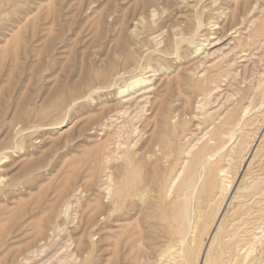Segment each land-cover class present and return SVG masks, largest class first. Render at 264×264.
Segmentation results:
<instances>
[{
    "label": "rangeland",
    "instance_id": "1",
    "mask_svg": "<svg viewBox=\"0 0 264 264\" xmlns=\"http://www.w3.org/2000/svg\"><path fill=\"white\" fill-rule=\"evenodd\" d=\"M188 2L195 7L190 12L191 20L182 15L187 9L179 6L180 0H0V158L7 156L0 161V264H35L37 257L44 260L40 264H71L62 257L79 245L86 253H75L76 264L81 261L82 264H174L168 254L163 255L166 240L159 227L160 211L154 203H162L158 202L161 198L168 200L180 181L179 172L190 157L181 154L182 150L204 133L203 127L209 126L204 111L212 113L217 109L223 116L239 109L240 105L248 109L240 135L244 143L251 145L244 161L231 162L234 163L231 167L235 168L228 170L229 180L232 181V175L236 179L230 183L216 224L212 228L205 227L197 238V250L201 241L204 243L198 260L194 251L189 264H202L203 250L208 248L211 232L220 222L224 231L218 235L220 238L216 237L217 241H229L230 249L238 248L243 242L241 250L233 248L236 257L233 254L227 257L226 253L230 255V252L226 250L220 261L228 263L227 258H230L229 264H264V104H260L261 107L258 104L264 102V34L260 35L261 42L251 48L240 46L250 42L246 34H250L255 24L264 22L261 21L264 0ZM133 30L139 32L135 33L138 40L130 32ZM181 33L185 37L195 34V43L207 39L203 43L205 50L194 53V45L182 43L174 55L173 43ZM153 35H159L156 42L151 40ZM127 55L131 58L126 59ZM140 72L150 76V87L134 96L137 99L134 104L122 102L117 97V89ZM204 76L206 83L203 84ZM198 79L204 85L202 91L191 86ZM209 83L217 88L214 92L207 91L211 88L207 87ZM204 95L205 99H211V102L207 100L211 105H203ZM240 96L242 103L239 101L236 107ZM199 123H202L200 128ZM173 128L176 132L185 129L180 142L172 136ZM153 143L158 145L151 148ZM134 151L133 160H136L132 169L127 162ZM158 152L166 159L158 157ZM121 154L124 156L120 157ZM152 160L158 161V168L151 165ZM107 173L111 174L115 185L109 197L104 185L95 189L99 178L107 179ZM124 174H129L130 179L137 178L130 182ZM138 178L143 180L139 183ZM255 181H259L258 186L263 191L260 187L257 189ZM102 183L104 181L99 184ZM248 183L254 187L243 190L245 194L241 188ZM121 184L129 194H122ZM73 190L76 192L71 197ZM248 193L251 194L246 200ZM116 197L125 199L124 203L110 204ZM68 201L71 202L69 221L55 215L50 205L54 204L53 210L57 213ZM98 201H102L105 208L95 211ZM108 213L110 219H107ZM47 217L50 222L55 218L52 227L59 226L62 231H57L52 238L50 224L44 223L42 232L48 238L34 241L37 237L32 225ZM112 218L120 220L115 225L117 230L109 228ZM229 235L230 238H226ZM59 237L66 238L67 247L57 245L61 242ZM216 240L210 249L213 256L218 252ZM110 241L115 245L112 254V248H107ZM44 243L51 246L47 252L51 258L48 259L46 252L40 255L37 251L33 259L34 249ZM251 244L256 247L245 259L244 254Z\"/></svg>",
    "mask_w": 264,
    "mask_h": 264
},
{
    "label": "bare ground",
    "instance_id": "2",
    "mask_svg": "<svg viewBox=\"0 0 264 264\" xmlns=\"http://www.w3.org/2000/svg\"><path fill=\"white\" fill-rule=\"evenodd\" d=\"M178 1V0H177ZM189 0H180V3H181V5H179V6H182V7H185L186 9H187V11H183L181 14L182 15H184L185 17L184 18H186V19H189V20H191L190 18H192L191 17V14H190V12H191V10H193L195 7H194V5L193 4H188L189 2H188ZM212 1H215V0H212ZM217 1V0H216ZM194 2V1H193ZM192 2V3H193ZM215 3V2H214ZM177 4H179V3H177ZM197 5V4H196ZM198 6V5H197ZM185 9V10H186ZM197 9H198V7H197ZM180 11V10H179ZM182 11V10H181ZM195 11V10H194ZM179 13V12H178ZM156 15V14H155ZM248 15V14H247ZM153 16V15H152ZM249 16V15H248ZM254 16V15H253ZM245 17H247V16H245ZM250 18V17H249ZM253 18V17H252ZM258 18V17H257ZM263 19V18H262ZM151 20V19H150ZM188 20V21H189ZM198 20V19H197ZM246 20H249V19H246ZM147 21V20H146ZM154 21V20H153ZM255 21V20H254ZM248 22L249 24L251 23L252 25L255 23V22ZM256 21H258V20H256ZM261 21H264V19L263 20H261ZM140 22H142V21H140ZM150 23H152L151 21H150ZM186 23V22H185ZM193 23V22H192ZM242 23V22H241ZM187 24V23H186ZM250 24V25H251ZM136 25V24H135ZM141 25V24H140ZM151 25H153V24H151ZM150 25V26H151ZM188 25V24H187ZM145 26V25H144ZM188 26H190V25H188ZM197 26H199V23H197ZM249 26V25H248ZM254 26V25H253ZM187 27V26H186ZM192 27V26H191ZM247 27V26H246ZM150 28V27H149ZM245 28V27H244ZM192 29V28H191ZM198 29V28H197ZM251 29V28H250ZM138 30V29H137ZM188 30V29H187ZM249 30V29H248ZM195 31V30H194ZM193 31V33H195ZM251 32H250V34L248 33V34H246V35H248L247 37L249 38V40H247V41H250V42H244L243 40V44L242 45H240V46H242V47H245L246 48V46H250V48L252 47V46H254V45H256L257 43H260L261 42V40L259 39L260 38V35H262V34H264L263 32H264V22H262V23H260L259 22V24L257 23V24H255V26L253 27V29L252 30H250ZM131 33H132V35H133V37H134V39H136V40H138V38H137V33H139V32H135V30H133V31H130ZM180 32V31H179ZM187 32V31H186ZM136 33V34H135ZM144 33V32H143ZM193 33H191V34H189L188 35V37L186 36L185 37V35L183 36V34L181 33V36H180V38H178V39H176L175 41H174V43H173V47H174V52H175V54L174 55H177V53H178V50H180V48H179V46L182 44V43H186V45L187 44H189V45H194V53H199V52H201V51H203V50H205L204 48H203V43L204 42H207V39H205L202 43H200V42H198V43H195V41H194V38H195V34H193ZM234 33H237V31H235ZM187 34V33H186ZM193 34V35H192ZM160 35V34H159ZM159 35H153L152 37H151V40H153V41H155L156 42V39H157V37H159ZM128 36H131V35H128ZM148 37V36H147ZM197 37V36H196ZM132 38V37H131ZM131 38L129 37V39L131 40ZM149 38V37H148ZM198 38V37H197ZM247 38V39H248ZM133 39V38H132ZM169 39H171V38H169ZM171 40H173V39H171ZM131 42V41H130ZM132 42H134V40L132 41ZM136 43V42H135ZM172 43V42H171ZM119 44V43H118ZM157 44V43H156ZM127 45V44H126ZM209 45V44H208ZM235 46V45H234ZM186 47V46H185ZM191 47H193V46H191ZM237 47V46H236ZM239 47V46H238ZM129 48V47H128ZM244 48V49H245ZM256 48H257V46H256ZM131 50V49H130ZM248 50V49H247ZM128 51H129V49H128ZM122 52H124V51H122ZM131 52H132V50H131ZM130 52V53H131ZM130 53H129V55H130ZM133 53V52H132ZM180 53V52H179ZM202 53V52H201ZM126 54V53H125ZM127 54H128V52H127ZM129 55H127V57H126V59H129V57L131 56H129ZM133 55V54H132ZM144 55V54H143ZM142 55V56H143ZM180 55V54H179ZM159 56H161V55H159ZM131 58V57H130ZM127 61V60H126ZM134 62V61H133ZM135 64V63H134ZM141 64V63H140ZM201 64V63H200ZM201 65H203V64H201ZM218 65V64H217ZM133 66V65H132ZM132 66H130V67H132ZM214 66V65H213ZM109 67V66H108ZM202 68V67H201ZM221 68V67H220ZM118 69V68H117ZM136 69V68H135ZM202 69H204V68H202ZM205 70V69H204ZM219 70V69H218ZM123 71V70H122ZM114 72V71H113ZM151 72H153V73H155V71H151ZM201 72V71H200ZM103 73V72H102ZM102 73H100V74H102ZM119 73V72H118ZM206 73V72H205ZM146 72H140V73H138V74H135V75H133L131 78H129V80L126 82V83H124V85L123 86H121V87H119L118 89H117V97L122 101V102H125L126 104H129V103H133V102H135L134 100H137L134 96L136 95V94H138L139 92H143V91H147V89L150 87H148V85H150V83L152 82L151 80H150V76H147L146 77ZM222 74V73H221ZM121 76V75H120ZM223 77H224V75H222ZM118 77V76H117ZM215 77V76H214ZM214 77H212V82L215 80H213V78ZM99 78V77H98ZM116 78V77H115ZM126 78V77H125ZM104 79H105V77H104ZM203 79H205V82H204V80L202 81L203 82V84L204 83H206V78H205V76L203 77ZM219 79V78H218ZM210 80V79H209ZM195 81V80H194ZM217 81V80H216ZM215 81V82H216ZM219 81V80H218ZM111 82H112V80H111ZM200 82H201V79L199 80L198 79V81H196V84H194L193 82V85H191V86H193L194 87V89L195 90H199V91H202L203 89H204V85L203 84H200ZM210 82V81H209ZM211 82V83H212ZM220 82V81H219ZM116 83V82H115ZM211 83H209V85H207V87L208 86H211L210 84ZM207 84H208V82H207ZM215 84V83H214ZM219 84V83H218ZM113 85H114V83H113ZM215 88L216 87H213L212 88V86H211V88L209 87L208 89H207V91H213L214 92V90H215ZM217 89V88H216ZM228 91V90H227ZM204 92V94H206V91H203ZM225 93H226V91H225ZM88 95V94H87ZM209 94H207V96H208ZM220 95V94H219ZM230 95V94H229ZM213 96V95H212ZM263 96H264V94H263ZM263 96H261V97H263ZM219 97V96H218ZM229 97V96H228ZM202 98V97H201ZM206 98V95H204V98L201 100L202 102H204V104L203 105H209L210 103H209V101L211 102V99L209 100V99H205ZM226 98V97H225ZM240 98H241V96H240ZM260 98V97H259ZM261 100H262V98H260ZM259 99V100H260ZM207 100H209V101H207ZM243 100V98H241V99H239L238 100V102H237V104H236V107H237V105L239 104V101L241 102ZM246 100V99H245ZM226 101V100H225ZM260 102V101H259ZM60 103V102H59ZM124 103V104H125ZM209 103V104H208ZM242 103V102H241ZM134 104V103H133ZM259 105L261 104L262 106H263V104H264V102H260V103H258ZM211 105V104H210ZM258 105V106H259ZM261 105H260V107H261ZM126 106V105H125ZM200 106H202V105H200ZM239 106V105H238ZM199 107V106H198ZM205 106H203L202 107V109L204 108ZM216 107V106H215ZM214 107V108H215ZM211 108V107H210ZM209 108V109H210ZM253 108V107H252ZM205 109V108H204ZM206 109H208V108H206ZM258 109V108H257ZM217 109H213V111H212V113H210L209 112V110L208 111H204V113H203V115H204V118L205 119H209V126H210V129L208 130V125L207 126H205V127H203V131H204V133L200 136V137H198V138H196V140L194 139V140H192L189 144H188V146L185 148V149H183L182 150V152H181V154H184L185 156H190L188 159L186 158V160H187V165L185 166V167H183L182 169H181V171L179 172V175L181 174V179H180V181L177 183V185L175 186V188H174V190L172 191V195L170 196V198L168 199V200H166L165 198H161V199H158V202H162V203H154L155 205L154 206H156V208H158L159 209V218H160V221L162 222L161 223V225H159V227L161 226V228H162V236H163V238H165V240H166V244H165V250L163 251L164 253H163V255L166 253V254H168V256L167 257H171V259L172 260H170V261H173L174 260V264H189L190 262H189V260L192 258V254L194 253V251H197L196 253H195V255H196V260H198V258H199V256H200V251L202 250V246L204 245V243L203 244H201L202 243V241H201V243H200V249L199 250H197L196 249V246L198 245V237H199V234L205 229V227H209V228H212L213 227V225H214V223H215V221H216V218H217V216H218V214H219V211L221 210V207H222V204H223V202H224V199H226L225 198V196H226V193H227V191H228V189H229V186H230V183H232L233 182V180H234V178H235V176L234 175H232L233 176V178H232V181H230L229 179L231 178L230 177V174L228 173L229 171V169L230 168H232L231 166L234 164V163H231V162H233V160H235L236 162H241V160L242 161H244L245 159H243V158H245V156H246V154H247V152H248V150H249V148H250V143H247L246 144V142L244 143V137L242 136V135H240V133L242 132V130H241V127H242V123H243V121H244V115L246 116L247 114H248V109H247V107L245 108L244 106H241L240 105V107H239V109H235V110H231V111H228V113H226V114H224L223 116H222V114L220 113V114H218V111H216ZM219 110V109H218ZM227 110V109H226ZM225 110V111H226ZM203 111V110H202ZM221 111V110H220ZM246 111H247V113H246ZM252 111V110H251ZM66 112H68V111H66ZM173 113V112H172ZM165 115V114H164ZM163 115V116H164ZM173 117V116H172ZM204 119V120H205ZM180 123H181V121H180ZM189 123V122H188ZM198 123V122H197ZM203 123V122H202ZM202 123H199V124H197V126L200 128L202 125ZM252 123V122H251ZM250 124V123H249ZM156 125V124H155ZM181 125V124H180ZM184 125V124H183ZM183 125H182V127H183ZM247 125H248V123H247ZM193 126V125H192ZM196 126V127H197ZM250 126V125H249ZM180 127V126H179ZM181 128V127H180ZM184 128V127H183ZM176 129V128H175ZM174 128L172 129V131H171V133H172V136L174 137V138H176L179 142L182 140V138H184V136L182 137V134H183V132L185 131V129H184V131H182V132H176V130H175ZM192 129H194V128H192ZM14 130V129H13ZM181 130V129H180ZM189 130H191V129H189ZM250 130V129H249ZM129 131V130H128ZM189 132V131H188ZM130 133V132H129ZM187 133V132H186ZM194 133V132H193ZM132 134V133H131ZM158 134H160V133H158ZM188 134V133H187ZM242 134V133H241ZM244 134V133H243ZM188 136V135H187ZM252 136V135H251ZM159 137V136H158ZM250 137V136H249ZM239 138V139H238ZM172 140V139H171ZM187 140V139H186ZM246 140V139H245ZM156 140H154L153 142H155ZM194 141H196L195 143H194ZM237 141V143L234 145V143ZM252 141V140H251ZM24 142V141H23ZM148 143H149V141H147ZM155 143H158V141L157 142H155ZM155 143H153V144H151V148L152 147H154V146H156V145H158V144H155ZM160 143H161V141H160ZM115 144V143H114ZM163 144V143H162ZM167 144V143H166ZM245 144V145H244ZM161 145V144H160ZM129 146V145H128ZM166 146V145H165ZM168 146V145H167ZM116 147V146H115ZM132 147V146H131ZM130 147V149L132 150V148ZM147 147V146H146ZM111 149H114V148H111ZM160 149V148H159ZM158 149V150H159ZM166 149V148H165ZM165 149H163V150H165ZM168 149V148H167ZM127 150H129V147H128V149ZM134 150V149H133ZM161 150H162V147H161ZM6 151V150H5ZM136 151V150H135ZM135 151L130 155L129 153V160H128V162H127V165L128 166H130L132 169L135 167V165H134V161L136 160H133V157H135ZM153 151V150H152ZM160 151V150H159ZM148 152H150V150L148 151ZM160 152H158L157 153V155H159L158 157H163L164 159H166L165 158V155H163V156H160V154H159ZM165 153V152H164ZM163 153V154H164ZM170 153H173V150L172 151H170ZM245 153V154H244ZM260 153V152H259ZM120 154V153H119ZM153 154V153H152ZM151 154V155H152ZM155 154H156V152H155ZM154 154V155H155ZM167 154H169V153H167ZM243 154V155H242ZM123 154H121L120 155V157L122 156ZM151 155H150V157H151ZM156 155V156H157ZM109 156H110V154H109ZM124 156V155H123ZM127 156V155H126ZM153 156V155H152ZM149 157V158H150ZM158 157L157 158H155L156 160L158 159ZM168 158H169V156H167ZM247 157V156H246ZM7 158V156L5 155V156H3V157H1L0 158V161L1 160H3V159H6ZM152 159H154V158H152ZM154 159V160H155ZM227 159V160H226ZM147 160H150V159H147ZM154 160H152V162H153V164H151V165H156V167L157 166H159V165H157L158 164V161H154ZM159 160H161V159H159ZM170 160V159H169ZM165 161V160H164ZM183 161V160H182ZM226 161V162H225ZM146 162H148V161H146ZM151 162V161H150ZM225 163H227L226 164V166H224L225 165ZM149 164V163H148ZM161 164H163L162 162H161ZM168 164V163H167ZM125 165V164H124ZM228 165V166H227ZM163 166H166V164L164 163V165ZM162 166V167H163ZM234 166V165H233ZM236 166V165H235ZM125 167V166H124ZM138 167V166H137ZM155 167V166H154ZM180 167V166H179ZM264 167V166H263ZM158 168V167H157ZM160 168V167H159ZM165 168H167V166L165 167ZM164 168V169H165ZM235 168V167H234ZM234 168H232L233 170H234ZM261 168V167H260ZM154 169V168H153ZM153 169H151V171L153 170ZM237 169V168H236ZM128 170V169H127ZM130 170V169H129ZM161 170V169H160ZM106 171V170H105ZM131 171H133V170H131ZM165 171H167V170H165ZM238 171V170H237ZM236 171V172H237ZM126 172V171H125ZM128 172V171H127ZM126 172V173H127ZM134 172V171H133ZM153 172H154V170H153ZM94 173H96V172H94ZM136 175H137V173L136 172H134ZM139 173V172H138ZM264 173V172H263ZM129 174H131L132 175V173H130V171H129ZM129 174H124V175H126V178H129V177H131ZM141 173H139V175H140ZM149 175V172H147L146 173V175ZM163 174V173H162ZM228 174H229V177H228ZM233 174H234V171H233ZM129 175V177H127ZM145 175V174H144ZM154 175H155V172H154ZM153 175V178L154 177H156V176H154ZM156 175H157V173H156ZM93 176V175H92ZM106 177H107V179H105V180H103V179H101V178H99V180L96 182V184H95V189H100L103 185L105 186V188H104V190H106V196L107 197H109V195L110 194H113V193H111V191H112V188H113V186H115L114 185V183H113V181L111 180V174H106L105 175ZM133 176V175H132ZM162 176V175H161ZM161 176H158V177H161ZM220 176V177H219ZM125 177V176H124ZM135 177V176H134ZM133 177V179H136L137 177H135L134 178ZM139 177V176H138ZM141 178H144V176L142 177V175L140 176ZM178 177V175H176V178ZM249 177V176H248ZM125 178V179H126ZM139 179V180H137V181H139V183L141 182L140 180H143V179ZM219 178H221L220 180H222L221 181V183L220 184H218V179ZM92 179V178H91ZM123 179V178H122ZM130 179V178H129ZM128 179V180H129ZM133 179H130V182L133 180ZM158 179V178H157ZM157 179H155V180H157ZM236 179V178H235ZM244 179V178H243ZM254 179V178H253ZM264 179V178H263ZM73 180V179H72ZM94 180V179H93ZM114 180V179H113ZM175 180H177V179H175ZM257 180V179H256ZM104 181V183H102L101 185L99 184L100 182H103ZM108 181H109V183H108ZM123 181H125V180H123ZM137 181H134L135 183H137ZM158 181V180H157ZM243 181V180H242ZM264 181V180H263ZM129 181H127L126 180V183L127 184H130V183H128ZM249 182V181H248ZM252 182V181H251ZM259 182V181H258ZM258 182L256 183V181H255V183L257 184V186H258ZM125 183V184H126ZM149 183V182H148ZM159 183V182H158ZM171 183V182H170ZM250 183V182H249ZM248 183V185H245V186H243V188H241V190L243 191V190H246V189H250L251 190V188H252V190H253V185H250V184H253L254 182H252V183H250L249 184ZM127 184H126V186H127ZM164 184H165V182H164ZM233 184V183H232ZM119 185V184H118ZM122 185V184H121ZM119 186V187H123L124 185H122V186ZM162 184L160 183V186H161ZM241 185H243V183L241 184ZM130 186V185H129ZM133 187L135 186V185H132ZM138 186V185H137ZM261 186H263V185H261ZM136 187V186H135ZM149 187V186H148ZM163 187V186H162ZM166 187V186H165ZM240 187V186H239ZM238 187V189H240ZM242 187V186H241ZM260 186H258L257 187V189L259 188ZM2 188H3V186H2ZM6 188V187H5ZM129 188V187H128ZM137 188V187H136ZM145 187H142V189H144ZM157 188V187H156ZM171 188V187H170ZM262 187H260V189H261ZM4 189V188H3ZM120 189V188H119ZM118 189V190H119ZM135 189V188H134ZM141 189V191H143ZM161 189V188H160ZM162 189H164V188H162ZM161 189V190H162ZM263 189V188H262ZM261 189V191H263ZM103 190V189H102ZM117 190V191H118ZM127 188L126 187H123L122 188V194L123 193H125V192H127ZM167 190V189H166ZM165 190V191H166ZM241 190H240V192H241ZM247 190V192H251V191H248ZM255 190H256V188H255ZM254 190V191H255ZM114 192H115V190H113ZM120 191V190H119ZM118 191V192H119ZM147 191V190H146ZM74 192H76V190H73L72 191V193H71V197H74L73 196V193ZM97 192V191H96ZM99 192V191H98ZM121 192V191H120ZM167 192V191H166ZM244 192V191H243ZM253 192V191H252ZM128 193V192H127ZM235 193H237V192H235ZM245 194H246V192H244ZM56 194V193H55ZM116 196H118L117 194L118 193H114ZM129 194V193H128ZM139 194V193H138ZM143 194V193H142ZM141 194V195H142ZM251 194V193H250ZM249 193H248V195L247 196H245V198H246V200H248L247 198L249 197V195H250ZM252 194H254V193H252ZM259 194H260V192H259ZM119 195H120V193H119ZM124 195V194H123ZM123 195H122V197H123ZM146 194H144L143 196H145ZM237 195V194H236ZM256 195H258V193L257 194H255V196ZM114 195H112V197H113ZM142 196V197H143ZM165 196V195H164ZM218 196V198L219 199H216V197ZM235 196V195H234ZM239 196V195H238ZM241 196H243V195H241ZM240 196V199L242 198ZM254 196V195H253ZM121 197V198H122ZM127 197V196H126ZM128 197H129V195H128ZM137 197V196H136ZM138 197H139V195H138ZM137 197V198H138ZM141 197V196H140ZM140 197H139V199H140ZM250 197H252V195L250 196ZM110 199V198H109ZM139 199H138V201H139ZM234 199V198H233ZM232 199V200H233ZM243 199V198H242ZM249 199H251V198H249ZM131 200V199H130ZM235 201L237 200V198H235L234 199ZM244 200V199H243ZM124 201H125V199H122V200H120V199H118V197H116V198H112L111 199V203L110 204H116V203H124ZM242 201V200H241ZM245 201V200H244ZM141 202V201H140ZM239 202H240V200H239ZM239 202L237 201V203L236 204H238V205H242V203L240 202V204H239ZM243 202V201H242ZM245 203V202H244ZM51 205V210L54 212V214L55 215H57V216H59V218L61 217H63V218H65V220H66V218H67V220H68V216H69V212H70V207H71V202L70 201H68V202H66L64 205H63V207L60 209V211L59 212H57L56 213V211H54L55 210V208H54V204L53 203H51L50 204ZM232 205V204H231ZM238 205H236V206H238ZM246 205V204H245ZM245 205H243V206H245ZM47 206V205H46ZM46 206H43L42 205V207L44 208V207H46ZM56 206V205H55ZM243 206H241V207H243ZM40 207V206H39ZM41 207V208H42ZM140 207V206H139ZM150 207V206H149ZM148 207V208H149ZM233 208H234V206H232ZM53 208H54V210H53ZM101 208H105V205H103V202L102 201H98V203L96 204V206H95V211H100L101 210ZM153 208V207H152ZM249 208V207H248ZM147 209V208H146ZM40 210V209H39ZM148 210V209H147ZM157 210V209H156ZM44 211V210H43ZM114 210H112V212H113ZM233 211V210H232ZM243 211V210H242ZM241 211V212H242ZM236 212V211H235ZM234 212V213H235ZM241 212L239 213V215L241 214ZM37 213V212H36ZM237 213V212H236ZM243 213V212H242ZM244 213H246V211L244 212ZM124 214V213H123ZM246 215H248V214H246ZM50 216V215H49ZM100 216V215H99ZM105 216V215H104ZM107 216V219H110V217H111V214H109L108 213V215H106ZM129 216V215H128ZM230 218H232V217H237V215L236 216H232V215H228ZM243 216H244V214H243ZM133 217V216H132ZM228 217V218H229ZM249 217V216H248ZM105 218V219H104ZM103 219L104 220H106V217H104ZM122 218V217H121ZM131 218V217H130ZM224 218H225V216H224ZM227 218V219H228ZM229 218V219H230ZM238 218V217H237ZM242 217H241V215H240V219H241ZM30 219V218H29ZM52 219V218H51ZM103 219H102V221H103ZM129 219V218H128ZM127 219V220H128ZM226 219V218H225ZM239 219V220H240ZM263 219V218H262ZM53 221L52 222H50V220H49V218L47 217V219L45 220V219H43V220H41V221H38L37 223H35L34 225H32L33 226V230H34V233H35V237H37V239L36 240H34V241H41V240H45V235H44V233L42 232V230H43V228H45V226H43V224L45 223V224H47L48 223V225L50 224V234H49V236H51L52 238H55L54 237V235H55V233L57 232V231H62V230H60V228H59V226H55V227H52V225H53V223H54V220H55V218L54 219H52ZM88 220H89V218H88ZM90 220H92V219H90ZM235 220V219H234ZM232 221L231 220V222L232 223H234V222H236V221ZM69 221V220H68ZM120 222V220H117V218H112V220L110 221V225H109V228L110 229H113V230H115L114 229V227H115V225L117 224L116 222ZM129 221V220H128ZM130 221H131V219H130ZM229 222V220H226L225 222ZM90 222V221H89ZM88 222V223H89ZM100 222V221H99ZM237 222H239V221H237ZM244 222V221H243ZM97 223V222H96ZM105 223V222H104ZM122 223V222H121ZM121 223H119L120 225H121ZM127 223V222H126ZM129 223V222H128ZM132 223V222H131ZM232 223H230V227H231V225H232ZM44 224V225H45ZM86 224H87V222H86ZM107 224V223H106ZM124 224V223H123ZM216 224V223H215ZM227 224V223H226ZM242 225H243V223H241ZM249 224V223H248ZM47 225V226H48ZM98 225V224H97ZM128 225V224H127ZM245 225H247V224H245ZM216 228L213 230V232H211V236L213 235V233H214V235H213V237H209V238H212V240H211V243L208 245V248H206V250H203L204 252H203V254H202V259H201V262H202V264H219V263H223V264H229V260H230V258H227L228 256H231V254H233V256L234 257H236L235 256V250L236 249H238V248H240L239 250H241V245H242V243H241V245H239L238 246V248H236L235 249V247H233V248H231L230 249V245H232L231 243H229V241H227V243L225 242V241H221V240H219V241H217L216 240V237L217 238H220L218 235L220 234V232L221 231H224L223 230V225L221 224V222H220V224L218 225V226H215ZM238 227H240V226H238ZM245 227V226H244ZM48 228V227H47ZM99 228V227H98ZM116 228V227H115ZM235 228H236V226H235ZM64 229V228H63ZM85 229V228H84ZM118 229H119V227H118ZM131 229V228H130ZM227 229H228V227H227ZM238 229L239 228H237L236 230L238 231ZM47 230V229H46ZM116 230H117V228H116ZM232 230H234V228L232 229ZM48 232H49V230H47ZM101 231V230H100ZM211 231V230H210ZM249 231V230H248ZM67 232V231H66ZM83 232V231H82ZM207 232V231H206ZM209 232V231H208ZM229 232H232V231H229ZM233 232H236L235 230L233 231ZM91 233V232H90ZM125 233V232H124ZM241 233V232H240ZM106 234V233H105ZM207 234V233H206ZM225 234V233H224ZM227 234V233H226ZM31 235V234H30ZM187 235H191V237L188 239V237H187ZM203 235V234H202ZM234 235V233L231 235V236H233ZM89 236L90 235H88L87 237H86V239L87 240H89ZM111 238H113L114 237V234H111V235H109ZM208 236V235H207ZM56 237H58L57 235H56ZM234 237V236H233ZM46 238H48V237H46ZM51 238V239H52ZM110 238V239H111ZM207 238V237H206ZM224 238V237H223ZM226 238H230V235L228 236V237H226ZM66 238L65 237H59V239L58 240H60L61 242L59 243V244H57L55 241H57L56 239H54L55 241V243L57 244V245H64V246H66L67 247V240H65ZM262 239V238H261ZM261 239H260V241H261ZM49 240V239H48ZM216 240V242H218L219 243V245H218V252L221 254L220 255V257L218 256V252L215 254L216 256H213V255H211L212 253H210V249H211V247H212V244H213V241H215ZM231 240V239H230ZM237 240V239H236ZM81 241L83 242V238L81 239ZM106 241V240H105ZM128 241V240H127ZM164 241V240H163ZM238 241H239V239H238ZM238 241H236V242H238ZM257 241H259L258 239H257ZM52 243V245H54L55 243ZM165 242V241H164ZM163 242V243H164ZM234 243V244H236L237 245V243ZM250 242V241H249ZM29 243V242H28ZM41 243V242H40ZM46 243V242H45ZM44 243V245L43 246H37V249H34L35 250V253H34V250L31 252V253H34L35 255H30V256H32L33 257V259H34V256H36V252L38 251L39 252V254L41 255V253H45L46 252V254H48V256H49V258H48V256H47V258L48 259H50L51 257H50V253H47L48 251H50V245H46ZM48 243H49V241H48ZM61 243H63V244H61ZM72 243V242H71ZM79 243V242H78ZM87 243H89V242H87ZM86 243V244H87ZM109 243H111V241L109 242ZM215 243V242H214ZM239 243H240V241H239ZM255 244L256 243H259V242H254ZM82 245L81 246H83V244L85 245V242L84 243H81ZM91 244V243H90ZM131 245V244H130ZM215 245V244H214ZM214 245H213V247H214ZM253 244H251V245H249V247L247 248V253H245L244 254V256H246L245 257V259H247L248 257H247V255H250L249 253L250 252H252V250L254 251V249H253V247H256L255 245H253ZM54 246H56V245H54ZM61 246H60V248H61ZM80 246V245H79ZM78 246V248H76V250H73V251H75V252H73V251H70V253H68L66 256H64V257H62V259H64V261L66 262V263H71V264H76V259H77V257L75 256L76 254V252L77 251H79V252H77V253H86V250L85 249H83V248H80ZM106 246V245H105ZM109 246V247H108ZM108 246H107V248H112V250H111V253L110 254H112V253H114V251H113V248H114V243H111L110 245L108 244ZM233 246H235V245H233ZM245 246V245H244ZM40 247V248H39ZM89 247H90V245H89ZM88 247V249L90 250V248ZM103 247V246H102ZM102 247L100 248V249H102ZM242 247H243V245H242ZM36 248V247H35ZM62 248H63V246H62ZM110 248V249H111ZM199 248V247H198ZM52 249V248H51ZM204 249V248H203ZM56 250V249H55ZM54 250V251H55ZM60 250V249H59ZM58 250V251H59ZM213 250V249H212ZM216 250H217V248H216ZM228 251V252H230V255H228V253H226L227 254V259H229L228 260V263H226V261L224 262L223 260L222 261H220V259L222 258L221 256H222V254H224V252L225 251ZM234 250V251H233ZM53 250H52V252H54ZM58 251H56V253L55 254H57V252ZM66 251V250H65ZM81 251V252H80ZM173 251V252H172ZM226 251V252H227ZM37 252V253H38ZM215 252V251H214ZM174 253V254H173ZM238 253V252H237ZM44 255V254H43ZM39 256V255H38ZM51 256H52V254H51ZM54 256V255H53ZM52 256V257H53ZM78 256V255H77ZM31 257V258H32ZM41 257V256H40ZM43 257V256H42ZM161 257V256H160ZM26 259L27 258H29V257H25ZM36 258V257H35ZM44 258V257H43ZM46 258V257H45ZM44 258V259H45ZM166 258V257H165ZM41 261L42 260V262H40L39 260ZM234 259V258H233ZM244 258L243 259H241V261H243V260H245ZM256 259V258H255ZM255 259H253L252 260V262L255 260ZM36 260H38V262H34L35 264H40V263H43V259L41 258H39V257H37V259ZM46 260V259H45ZM57 260H59V259H57ZM224 260H225V258H224ZM232 260V259H231ZM261 260V259H260ZM25 261H27V260H25ZM170 261H169V263H170ZM233 261V260H232ZM47 262V261H46ZM57 262V261H56ZM62 262V261H61ZM82 262L83 261H81L79 264H82ZM244 262V261H243ZM59 263V262H58ZM57 263V264H58ZM233 263V262H232ZM162 264V263H161ZM195 264H196V262H195Z\"/></svg>",
    "mask_w": 264,
    "mask_h": 264
}]
</instances>
